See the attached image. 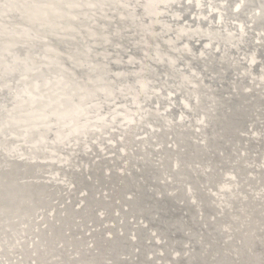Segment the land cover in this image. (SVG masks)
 <instances>
[{
    "label": "water",
    "instance_id": "1",
    "mask_svg": "<svg viewBox=\"0 0 264 264\" xmlns=\"http://www.w3.org/2000/svg\"><path fill=\"white\" fill-rule=\"evenodd\" d=\"M249 184L264 0H0V264H264Z\"/></svg>",
    "mask_w": 264,
    "mask_h": 264
},
{
    "label": "bare ground",
    "instance_id": "2",
    "mask_svg": "<svg viewBox=\"0 0 264 264\" xmlns=\"http://www.w3.org/2000/svg\"><path fill=\"white\" fill-rule=\"evenodd\" d=\"M122 35H124V34H122ZM196 137L197 136H194L195 139H196ZM242 151H244V150H242ZM155 156H157V154ZM134 157L138 158V155H136ZM224 157H226V156H224ZM236 159L237 158L235 157L231 161H236ZM231 161H229V162H231ZM248 161L249 160H247V159H243L242 163H246ZM253 163H255V160H254ZM143 164H145V163H143ZM197 165H201V164H197ZM187 166H191V163H187ZM137 167H139V166H137ZM162 174H163L162 177L167 175V174L165 175V172H163ZM177 178H180V177H177ZM176 183L181 186V184L178 181ZM251 184H249L248 187H250ZM149 185L150 184H147V186H149ZM186 186H187V189H188V187H190L191 185L186 184ZM263 186H264V184H260V185H258V188L259 187H263ZM149 187H151V186H149ZM258 188L250 187L248 190L250 191L251 189H258ZM171 189H174V190H171ZM177 189H178V187H176V188L175 187L168 188V192L176 191ZM185 192H187V190H184V193ZM188 194H189V199H191L192 202H193L195 200V198L193 197L194 195L191 193V190L188 191ZM197 197H198V194H196V199L200 200V198H197ZM242 198H245V197H242ZM252 198L253 197L251 196V197H249V199H247V200L245 199L244 201L238 200L237 203L234 206L232 205V207L230 208V211H229L228 214L231 216L230 219H236L237 217H239L240 219H244V217H247L249 220L257 221L256 225H255V228H257V231H259V232L261 231V233H262L261 235H264V207H259V205H261L264 202H261V203H258V204L254 203V204H252V206H249L250 203H251L250 201H253V200H251ZM197 205H198V202H195V206H197ZM254 210H256V213H253ZM241 212H242V214H241ZM257 213H258L259 217L257 216ZM239 218H237L236 220H239Z\"/></svg>",
    "mask_w": 264,
    "mask_h": 264
}]
</instances>
